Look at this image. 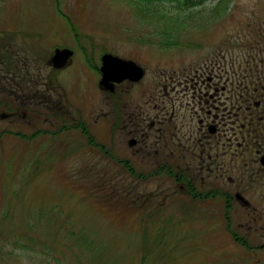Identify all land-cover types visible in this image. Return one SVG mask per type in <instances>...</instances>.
Listing matches in <instances>:
<instances>
[{
  "label": "rangeland",
  "instance_id": "rangeland-1",
  "mask_svg": "<svg viewBox=\"0 0 264 264\" xmlns=\"http://www.w3.org/2000/svg\"><path fill=\"white\" fill-rule=\"evenodd\" d=\"M148 10L138 12L133 0H0V40L7 41L0 52V264H56L64 257L68 260L62 264H264L260 228L264 219L257 224L252 220L264 207V185L258 179L240 176L234 168L232 176L237 179L228 184L233 194L240 182L258 212L235 198L226 202L227 208L220 196L183 199L178 193L182 200L159 196L178 184L173 178L176 168L192 174L201 171L197 177L207 173L198 168L199 159L184 150L183 137L174 127L185 132L192 121L187 119L183 126L181 121L158 123L171 111L167 95L165 108H154L162 83H170L168 94L175 97L179 72L203 62L207 72L216 61L212 66L216 78L225 72L216 65L225 66L231 78L241 76L251 52H261L255 59L260 64L264 0H203L188 7L189 15H177L166 30L163 21L158 23L151 15L159 12ZM56 46L74 49L71 62L60 70L46 62ZM104 51L132 58L145 69L138 81L118 85L117 97L99 87V72L86 62L89 57L99 65ZM263 67L260 64L255 71L253 66L252 82H264V76L257 78ZM26 68L32 74L39 68L59 90L55 107L65 112L64 119L48 133L33 135L34 129L44 127L37 119L29 123L20 115H1L3 110L20 108L15 93L31 92ZM16 76L26 89L19 87L11 94L12 87L3 81ZM224 77L221 73L219 81ZM237 79H232L234 84L229 80L227 93H237ZM115 110L120 122L112 130ZM134 111L140 112L137 121L131 116ZM81 114L88 123L86 132L81 126L67 128ZM151 120L157 128L168 127L148 130ZM131 137L137 142L130 144ZM251 157L253 149L247 153V159ZM158 163L170 166L172 173L159 170ZM211 179L206 176L205 182ZM114 184L163 202L130 209L111 197ZM232 232L249 238V246L235 240ZM16 238L27 247L14 243ZM88 243L93 248L84 250Z\"/></svg>",
  "mask_w": 264,
  "mask_h": 264
},
{
  "label": "flooded vegetation",
  "instance_id": "flooded-vegetation-1",
  "mask_svg": "<svg viewBox=\"0 0 264 264\" xmlns=\"http://www.w3.org/2000/svg\"><path fill=\"white\" fill-rule=\"evenodd\" d=\"M258 52L261 53L260 51L249 53L247 60H245L247 69L242 71L239 77V74L235 78L229 77L228 70L225 66L216 65L218 68H223L225 71L220 72V78H216L217 73L213 72L214 70L212 67L216 61H213L212 66L209 67L210 70H207V72L205 69L208 67L204 62L203 65H196L188 71L179 72L177 76L181 79L176 76L177 80L175 81V85L178 86V88H176L177 94L175 97H170L168 94L167 85L170 84L167 81L168 79H165L168 83H162L161 95L158 98L156 96L154 98L156 101L158 99H160V101L154 108L160 110L164 109V97L167 95L171 111L167 117L163 115L162 118L157 119V121L158 123H164L165 121H167V123L181 121L182 126L192 121L188 131L184 132V130L176 124H174V127H177V133L181 134L180 138L183 137V141L180 143L185 147L184 150L190 151L192 154L191 156L198 158L200 163L198 168H203L207 173L205 176L200 175L197 177V173L201 171L192 174L188 173L187 168L183 169L182 167V170H180L181 168H176V173L173 178L176 184H178L174 185L172 188V191L176 194L175 197L179 195L178 193L184 194L185 192L192 199H206L220 196L225 201L227 208L228 203L226 202L235 198L248 210L258 212L257 206L252 204L242 192L243 190L240 189V182L238 183V189L234 191L233 194L232 189L228 187L229 183V185H231L232 182L237 179L232 176L234 168L240 173V176H251V178L255 180L258 179V182L264 185V94L260 92V90L264 91V82L261 84L255 81L252 82L255 78L253 66L256 67V71L260 64L261 66L264 65L263 56L262 59H260L261 57L258 59L260 64L255 60L256 54H259ZM221 73L224 74L225 77L220 82ZM233 74L235 75V73ZM261 75L264 76V67L261 68V72L257 78ZM232 79H237V93L231 91L233 88L229 89L231 93H227L229 80L230 84H234ZM33 80H38L40 83H33L31 92L27 96H23L24 98L29 97L32 103V114L30 115L29 123L35 120L36 117L38 118L37 120L40 121L42 112H38V108H43L46 111L52 105L51 95L48 94L51 90L49 81H45V79L41 78L39 73L33 74ZM125 81L126 80L115 83L111 91L115 92L118 85ZM5 84L12 88H19V81L10 83L5 80ZM41 86L44 88H41ZM23 89H26V87L24 86ZM41 90L42 92H40ZM238 90L240 91L238 92ZM243 92H245V95ZM21 111L23 116H25L27 112L25 108L21 109ZM115 112L116 119L120 117V114L116 110ZM139 113L140 112L136 113L135 111L131 113V116L136 119L135 121L139 120ZM13 114L14 111L1 112L3 116ZM187 119L188 122H186ZM43 123V130L48 132L51 123L46 116L43 119ZM142 123L143 121L140 124ZM154 124L155 120H151L148 130L152 128L161 132L160 130L165 126L164 124L157 128ZM165 127L167 128L168 126ZM244 129L246 133H244ZM147 132L144 134L145 136H147ZM136 138L137 137H131L129 143L133 144L137 142ZM252 149L254 157L247 159V153H250ZM233 164L235 165L233 166ZM157 166L158 169L161 170L160 163H158ZM206 176H213L214 179H211L210 182H208V180L205 182ZM186 181H189L193 187L191 192L187 191ZM197 181H199V183ZM204 184L207 185L203 186ZM247 185L248 184L245 182L244 191ZM261 200H264V196H261ZM258 213V217L254 215L252 218L256 224L258 220L264 219V207ZM260 228H264V220ZM232 236L242 245L249 246V238L237 236L235 232H232Z\"/></svg>",
  "mask_w": 264,
  "mask_h": 264
},
{
  "label": "trees",
  "instance_id": "trees-1",
  "mask_svg": "<svg viewBox=\"0 0 264 264\" xmlns=\"http://www.w3.org/2000/svg\"><path fill=\"white\" fill-rule=\"evenodd\" d=\"M202 1L203 0H133V3L135 4V7H136L138 12H141V11L143 12L145 10L147 11L148 9H149L148 12H152V11L153 12L154 11L155 12H159L157 14V16L155 15V13H152L151 15L157 17V19L159 20L158 23L163 21V28H164L163 30H166V29H168V27H171L173 25L174 20L177 17V15H179V14H184L183 16L189 15L188 14L189 12L187 11L188 7L195 6V4L201 3ZM157 6H159V7H157ZM165 6L166 7H170L172 10L175 9V11H177L178 13H174L175 11L170 12V11L164 10L163 8ZM83 49H85V47H83ZM1 51L2 50L0 49V52ZM0 57H1V53H0ZM86 62L91 64V65H94L93 60H91L89 57L86 58ZM54 92L59 95V90H58L57 86L52 85L51 86V93H54ZM59 98H60V96H59ZM52 112L56 113L60 117V120L63 121V119L60 116V113L57 112L56 109L55 110L52 109ZM72 119H73V117H72ZM58 123H59V120L55 121L53 126L58 125ZM75 125L81 126L82 127L81 129H83L85 132L88 129V126L82 120H79L76 123H73L72 125H68L67 128L68 127H77ZM61 129H63V128L60 126L59 128L56 129V132L57 131H59L58 133L62 132ZM14 133L21 134V135H23V137H25V133L22 132V131H16ZM32 133H33V135H38L40 133H48V132L45 131V130L36 128V129H34V131ZM160 168L161 169H166L167 171L172 173V169H171L170 166H167V167L163 166V167H160ZM141 177H144V176H141ZM185 184H186L187 191L191 192L193 190L192 185L189 183V181H186ZM111 187H112L111 197L115 198L114 196H116L115 199L117 200V203H120L122 206L125 205L126 207H130V209H140L139 207L146 206L148 204L149 205L152 204L153 206L158 204V206H159V204H162V202H163V201H159L161 199H159L158 197L157 198L156 197H152V194L148 195L145 192H140V191L138 192L137 190H134V189L132 190V188H130L129 190H126L125 184H124L123 189L119 188L120 186H116L115 184L111 185ZM175 195L176 194L171 190V191H169V192H167L165 194L162 193L159 196H161L162 199L166 198V196H168V197L173 196L172 198L175 199L176 198ZM178 197H180L179 195H177V199H180ZM155 202H157V203H155ZM135 206H138V207H135ZM73 233H74L73 231L70 232L71 235ZM27 239H29V237H26V240ZM14 243H20L21 244L22 242L20 241V239L16 238L14 240ZM21 246L26 248L27 247L26 242H25V244H21ZM90 246L93 248L92 244L88 243V245L84 246L85 247L84 250H87V249L89 250ZM67 260L68 259L66 257L57 258L56 259V264H62L64 262L67 263Z\"/></svg>",
  "mask_w": 264,
  "mask_h": 264
},
{
  "label": "water",
  "instance_id": "water-1",
  "mask_svg": "<svg viewBox=\"0 0 264 264\" xmlns=\"http://www.w3.org/2000/svg\"><path fill=\"white\" fill-rule=\"evenodd\" d=\"M73 50L69 47H56L50 58V62L54 67L65 65ZM101 77L99 84L105 88H112L111 81H119L124 77L130 79H138L143 74V69L133 60H127L110 52L101 55L100 65Z\"/></svg>",
  "mask_w": 264,
  "mask_h": 264
}]
</instances>
